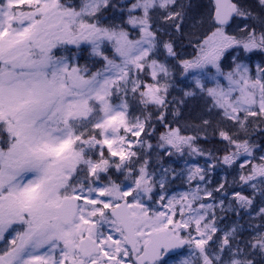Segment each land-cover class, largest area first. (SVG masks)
Instances as JSON below:
<instances>
[{"label":"snow or ice","instance_id":"1","mask_svg":"<svg viewBox=\"0 0 264 264\" xmlns=\"http://www.w3.org/2000/svg\"><path fill=\"white\" fill-rule=\"evenodd\" d=\"M177 87L179 104L204 102L195 135L167 119ZM153 119L165 128L155 146ZM254 124L264 125V0H208L202 16L183 0H0V264H264ZM209 130L222 156L196 145ZM185 149L210 162L188 170L194 188L168 195L170 169L158 174L150 157ZM218 164L239 169V190L207 187ZM217 208L243 211L247 235L239 222L221 227Z\"/></svg>","mask_w":264,"mask_h":264},{"label":"rangeland","instance_id":"2","mask_svg":"<svg viewBox=\"0 0 264 264\" xmlns=\"http://www.w3.org/2000/svg\"><path fill=\"white\" fill-rule=\"evenodd\" d=\"M117 2H120V0H117ZM190 46L183 47V49H186V51H189ZM86 54L89 56L88 59H93L90 57L89 53L86 52ZM79 63L81 65H84L85 63L81 62L79 59ZM91 66V64H90ZM227 70V69H226ZM179 79V78H178ZM264 127V125H256L254 124L252 126V132H255L257 129ZM153 137V133L148 138ZM209 140H212V134L209 135ZM143 139V136L141 137ZM264 146V144L262 145ZM223 147V144L222 146ZM159 151V150H158ZM257 152H259V148H257ZM188 150L185 149L184 155H181L179 153H175L173 150L172 156L164 155L161 157V162H158L155 165L157 172L159 174L160 166L163 165V167H167L170 169L169 173V182L167 184L168 189V195H177L181 192L189 191L191 188H194L196 185V181H193L191 184L187 181V173L188 170L192 167L199 166L207 168L208 166V158L206 159H200L199 156H189ZM223 154H220L222 156ZM215 156H219L216 152ZM175 173L174 177L172 173ZM239 169L234 165L232 168H228L225 165L218 164L217 167L209 173V175L206 177V179L210 180V183L207 184V187L209 189L217 187L219 184L224 183L225 188L228 190L229 193L233 192L234 190H239L238 185L234 184V178L238 181V175ZM122 179V177H121ZM202 183V182H201ZM253 193L252 189H247L243 194L244 195H251ZM214 195L217 197V201L223 197H221L220 193H214ZM232 197L229 195L225 199V204L227 205L228 200H231ZM260 201L259 193H256V202ZM217 213L222 217L218 221L220 223L221 227H230L234 222H239L240 225L243 226V235H247V232L250 231L249 224L251 223L249 217L244 214L243 211H241V215L238 217L234 212L232 211H226L221 212L219 208H217ZM258 222V218H257ZM257 259H261L260 257H257Z\"/></svg>","mask_w":264,"mask_h":264},{"label":"trees","instance_id":"3","mask_svg":"<svg viewBox=\"0 0 264 264\" xmlns=\"http://www.w3.org/2000/svg\"><path fill=\"white\" fill-rule=\"evenodd\" d=\"M242 2L247 4V5L255 4V0H242ZM107 15L109 17H111L112 13L109 12V13H107ZM201 16H202V14H201ZM161 36L163 37V39L168 38V35H165L163 32L161 33ZM185 46L186 47L190 46L189 51H186V49H183V47H181V45H178V44L175 45L176 50H177L179 55L184 56L185 58H190V56L194 52V48L190 44H187ZM88 57L89 56L86 54V52H83L80 55V60L83 63L88 62L89 66H90L91 60L88 59ZM172 97H176L177 99H176V101H174L172 104L169 105V113L167 115V119L170 122V126L173 128L179 127L181 129L182 135H195L196 134L195 126L200 124V122H201L200 118L202 115L205 114V111H206L205 107H204V102L200 99H189V100H186L184 104H179L178 101L182 97V92H179L177 89L170 90V95H169L168 99L172 100ZM141 107L142 106H140L138 104H134L133 107L130 109V111L134 112L136 115H140ZM175 108H179L180 114L178 116L174 117L171 115V111ZM152 123L155 126V131L153 132V137L148 138V140L150 143H152L155 146L158 143L160 133L165 131V128L163 127L162 124H160L155 119H153ZM262 130H263L262 128H259L255 132H251V134L254 135V137H255V135L259 136L257 133H260ZM211 134H212V132H211V130H209L207 138H205L204 134L201 133L200 137L195 142L196 145L199 146L200 148H203L206 151L209 150V148H215V146H217L216 149H218V146H222V143H218L215 140V139H219V137L216 135H213V134H212V136H213L214 142L216 144H214L212 146H208V143L205 139H208L209 138L208 136L209 135L211 136ZM257 141L258 140L255 139L254 144ZM207 147H209V148H207ZM150 162H152L153 164H157L158 162H161V158L157 159V157L152 156V157H150ZM257 261H259V259H257Z\"/></svg>","mask_w":264,"mask_h":264},{"label":"bare ground","instance_id":"4","mask_svg":"<svg viewBox=\"0 0 264 264\" xmlns=\"http://www.w3.org/2000/svg\"><path fill=\"white\" fill-rule=\"evenodd\" d=\"M183 2L186 5H190L191 6V15L193 16H201V14H203L206 11V5L208 4V0H183ZM256 5V1L255 4L250 5V6H255ZM192 30V25L189 23L187 25H185V31H189ZM169 38V36H168ZM167 38V39H168ZM181 45V47H184L185 45L189 44L188 39L187 38H177L175 41V45ZM179 78V77H178ZM216 144L214 141L212 142V145ZM215 148H217V146H215ZM217 152H219V149H216Z\"/></svg>","mask_w":264,"mask_h":264}]
</instances>
